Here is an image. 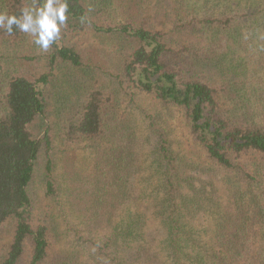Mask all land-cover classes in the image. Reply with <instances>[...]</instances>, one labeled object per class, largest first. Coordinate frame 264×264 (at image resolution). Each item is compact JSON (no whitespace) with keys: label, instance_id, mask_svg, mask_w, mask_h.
<instances>
[{"label":"trees","instance_id":"1","mask_svg":"<svg viewBox=\"0 0 264 264\" xmlns=\"http://www.w3.org/2000/svg\"><path fill=\"white\" fill-rule=\"evenodd\" d=\"M167 1L168 31L143 0H68L59 42L42 51L48 72L0 68V264H84L59 232L71 219L94 244L95 264H264V0ZM31 2L0 0V10L19 15ZM187 30L196 41L170 36ZM26 36L0 30V46ZM75 38L115 50L119 73ZM56 71L59 136L94 146L74 197L41 218L30 184L50 140L33 125ZM126 90L128 103L150 109L144 118L120 111ZM175 118L182 142L166 127ZM54 192L46 182L45 196L55 201Z\"/></svg>","mask_w":264,"mask_h":264},{"label":"rangeland","instance_id":"2","mask_svg":"<svg viewBox=\"0 0 264 264\" xmlns=\"http://www.w3.org/2000/svg\"><path fill=\"white\" fill-rule=\"evenodd\" d=\"M140 1L141 0H134L136 4H139ZM143 1V7L147 10L146 15H149V18L157 27L167 29L166 31H168L171 26L169 2L167 0ZM197 33V30H187L180 33L172 32L170 33V36L182 41H196L198 36ZM72 42L80 44L81 48L91 57L92 61L98 60L99 62V58H103L104 65L107 61L113 75L119 73V70L116 69V66L119 63V57L116 55L115 50L108 52V45L105 43H102V46H99L98 41L94 39H89L88 42L82 43L80 38H75ZM14 45L15 46L3 44L0 46V68H3L5 72L14 69L19 72L26 70L30 75H38L48 72L42 50L32 43V39L29 36H26L24 40H21ZM108 55H110V59H108ZM27 57H29L30 60H26ZM54 74L55 77L48 87L45 114L37 119L33 125V131L35 133L40 134V136L47 134L50 140L49 148H44L37 160L34 176L30 184V195L33 201L37 202L41 218L43 217L42 215L44 212L49 211V205L52 204L50 213L52 212V214H56L58 212L59 214L60 206L57 202L63 205L66 198L72 199L74 197L76 185H79V178L87 168V163L86 160L84 161V158L89 154V151L91 152L94 146L93 142L84 139L80 140V142L75 145L69 146L63 141L62 137L59 136L62 121L60 114H62L65 97L63 98L64 91L62 87L63 84L61 83L62 72L56 71ZM124 93L127 95L129 94L127 90L125 92H120V97H118V107L120 111L131 121L144 118L146 110L150 109L147 108L146 104L140 101H137L134 104L128 103V97H125ZM151 114H154V112L151 111ZM169 122L172 126L170 127L166 125L169 129V135L176 142H182L183 135L179 119H171ZM134 123H137L142 134L146 125L140 124L139 122ZM95 145L97 146L99 143L96 142ZM144 145L146 150L144 149L145 156L143 157V160H146L148 164L152 160V157L150 156L151 147L146 144ZM181 150L187 149L181 147ZM47 168L49 169V173H47ZM192 172V174L197 173L195 171ZM48 181L53 183L55 189L54 194L56 193L55 196H57L55 201H51L45 196V185ZM50 213L49 215H51ZM69 222L71 224L66 227H64V223L67 222H62L64 228L61 227L59 232H62V230L65 231L67 234L66 240L71 241L73 246H76L77 249L82 251L81 258L84 264H95L90 254L91 247L94 244L90 242L88 234L83 232L81 226H76L75 220L71 219ZM200 224H205V221L202 220ZM199 225L197 228H200ZM74 228L79 230L78 233L72 230Z\"/></svg>","mask_w":264,"mask_h":264},{"label":"clouds","instance_id":"3","mask_svg":"<svg viewBox=\"0 0 264 264\" xmlns=\"http://www.w3.org/2000/svg\"><path fill=\"white\" fill-rule=\"evenodd\" d=\"M68 0H32L19 15L0 10V30L12 35L14 30L28 34L42 51L60 40L61 29L68 20ZM81 23L85 17H81Z\"/></svg>","mask_w":264,"mask_h":264}]
</instances>
